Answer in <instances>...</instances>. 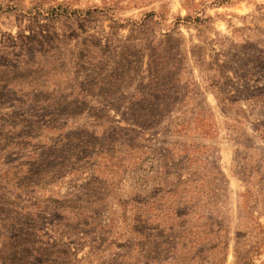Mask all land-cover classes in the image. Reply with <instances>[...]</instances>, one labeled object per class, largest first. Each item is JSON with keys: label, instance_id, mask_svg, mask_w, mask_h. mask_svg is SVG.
I'll use <instances>...</instances> for the list:
<instances>
[{"label": "rangeland", "instance_id": "obj_1", "mask_svg": "<svg viewBox=\"0 0 264 264\" xmlns=\"http://www.w3.org/2000/svg\"><path fill=\"white\" fill-rule=\"evenodd\" d=\"M0 264H264V0H0Z\"/></svg>", "mask_w": 264, "mask_h": 264}]
</instances>
